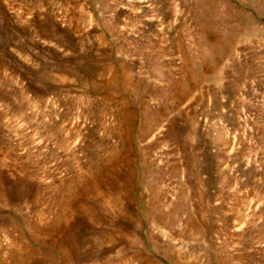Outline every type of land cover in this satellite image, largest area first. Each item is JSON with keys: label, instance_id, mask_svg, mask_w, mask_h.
Here are the masks:
<instances>
[{"label": "rangeland", "instance_id": "obj_1", "mask_svg": "<svg viewBox=\"0 0 264 264\" xmlns=\"http://www.w3.org/2000/svg\"><path fill=\"white\" fill-rule=\"evenodd\" d=\"M136 1L0 0V264H264L260 232H231L264 224V0H185L184 17L182 0H141L156 2L145 26L124 10ZM159 122L170 154L160 172L140 143ZM221 128L228 145L213 141ZM175 167L187 168L186 187L178 169L167 178ZM157 177L170 197L151 196ZM152 216L171 223L168 238Z\"/></svg>", "mask_w": 264, "mask_h": 264}, {"label": "bare ground", "instance_id": "obj_2", "mask_svg": "<svg viewBox=\"0 0 264 264\" xmlns=\"http://www.w3.org/2000/svg\"><path fill=\"white\" fill-rule=\"evenodd\" d=\"M147 1H152L153 2V0H147ZM146 1V2H147ZM157 1V0H156ZM160 2H161V0H159ZM158 1V2H159ZM145 1H136V3L138 4H136L135 2V4L137 5V7L135 6V7H133L132 6V4L131 5H129L127 8L125 7V9L124 10H126V12H128L127 14H132L133 16H134V21L135 20H137L136 18H138V21H137V23H134L133 25H135V24H137V25H143V26H145L146 24H147V22H149V21H152L151 20V18H153V17H151V18H147L146 17V14H144V10L145 9H147L148 7H149V9L151 8V6L152 7H154V5H156V2L155 3H153V4H151V3H149V4H151V5H147V3H146ZM163 2H165V3H168L166 0H163ZM177 3V2H176ZM158 4H162V2L161 3H158ZM164 4V3H163ZM166 5L167 4H165L164 6H165V8H166ZM98 6V5H97ZM130 6H132V8H129ZM148 6V7H147ZM160 6V5H159ZM159 6H158V8H159ZM161 7V6H160ZM186 1L185 0H182V3L180 4V6L178 7L177 6V9L175 8V12H176V14L175 15H182V13L184 12V9H186V8H188V6L186 7ZM157 8V7H156ZM155 8V9H156ZM167 8H169V5L167 6ZM190 9H191V7H189ZM188 8V9H189ZM152 9V8H151ZM154 9V10H155ZM160 9V8H159ZM174 9V8H173ZM196 9V8H195ZM154 10H153V12H152V15H153V13H154ZM131 11H132V13H131ZM150 11H152V10H150ZM161 11V10H160ZM190 10H188V12H189ZM191 11H193V10H191ZM130 12V13H129ZM164 12V11H163ZM162 12V13H163ZM174 12V13H175ZM186 12H187V9H186ZM199 12V11H198ZM155 13H159V12H157V10L155 11ZM161 13V12H160ZM161 13V14H162ZM194 13V12H193ZM197 13V12H196ZM122 14H124V13H122ZM161 14H159V16L161 15ZM164 14V13H163ZM170 13H168V15H169ZM200 14V13H199ZM246 14V13H245ZM167 15V16H168ZM132 16V17H133ZM158 16V15H157ZM157 16L155 17V18H157ZM183 16V15H182ZM191 16V15H190ZM193 16V15H192ZM197 16H198V14H197ZM205 16V15H204ZM136 17V18H135ZM166 17V16H165ZM184 17V16H183ZM196 17V16H195ZM154 18V19H155ZM193 18V17H192ZM91 20V16H90V18H89V21ZM157 20V19H156ZM188 20V19H187ZM191 20V19H190ZM192 20H194V18L192 19ZM199 20H201V19H199ZM184 21H186V20H184ZM194 21H196V20H194ZM249 21H247V23H248ZM139 23V24H138ZM197 24V23H196ZM132 25V26H133ZM199 25V24H198ZM201 25V24H200ZM250 25V24H249ZM255 25V24H254ZM134 27V31H133V33L134 34H136L135 32H138V31H135V30H137L138 28H137V26H133ZM135 27L137 28V29H135ZM199 27V26H198ZM204 26H202L201 28H203ZM249 27H251V26H248V28ZM256 28V27H255ZM254 29V28H253ZM130 30V29H129ZM252 30V28H250V30L248 29V31L247 32H250ZM141 31H142V28H141ZM255 31V30H254ZM254 31L252 30L251 32H250V34H254ZM132 32V31H131ZM140 32V31H139ZM202 32H204V30L202 31ZM247 32L244 34L245 35V37L247 36ZM243 33V32H242ZM133 34V35H134ZM223 34V33H222ZM236 34V33H235ZM252 34V35H253ZM227 36H229V34H226ZM234 35V34H233ZM254 36H255V34H254ZM232 37V36H231ZM226 39H228V38H226ZM232 39H234V38H232ZM218 40V39H217ZM223 40V39H222ZM221 40V41H222ZM229 40V39H228ZM179 41V40H178ZM209 41V40H208ZM181 41H179V43H180ZM164 43V42H163ZM176 43V42H175ZM228 43L230 44V42L229 41H226L225 42V45H228ZM176 44H178V43H176ZM222 44V43H221ZM220 44V45H221ZM181 45H182V43H181ZM180 44L178 45L179 46V48H177L178 46L176 45V53H179V52H181V50H184V48L182 49V47H180L181 46ZM231 45V44H230ZM222 46V45H221ZM229 46V45H228ZM210 47V46H209ZM145 48V47H144ZM141 49V48H140ZM147 49V48H146ZM177 49H179V50H177ZM142 50H144V49H142ZM147 51V50H146ZM126 53V52H125ZM124 53V54H125ZM148 53H149V50H148ZM183 53H184V51H183ZM182 53V55L185 57V54H183ZM124 54H122L123 55V57H124ZM126 55V54H125ZM128 55V54H127ZM126 55V59H127V57H129V56H127ZM176 54H174V56H175ZM182 55H180L179 57L183 60V62H184V60L188 63V59L186 60V59H184V57L182 56ZM149 56V55H148ZM170 56H173V55H170ZM169 56V57H170ZM176 57H178V54H177V56ZM206 57V56H205ZM189 58V57H188ZM171 59V58H170ZM175 59V58H174ZM133 60V59H132ZM167 60H169V59H167ZM172 60V59H171ZM179 60V59H178ZM191 59H189V61H190ZM169 62V61H168ZM167 62V63H168ZM177 62H179V61H177ZM181 62V61H180ZM210 62V61H209ZM211 62H213V63H215L213 60H211ZM211 62H210V64H211ZM171 63V62H170ZM187 63H185L186 65H189V64H187ZM169 64V63H168ZM184 63H182L181 62V64H179V67H180V65H181V67L179 68L177 65H174V66H177V68L178 69H180L181 71H183V69H184V65H183ZM192 64V63H191ZM126 65V64H125ZM155 65H157V63L155 64ZM215 65V64H214ZM190 66V65H189ZM188 66V67H189ZM188 67L186 68L187 69V71H188ZM215 67V66H214ZM131 68V67H130ZM122 69H125V68H123V65H122ZM186 69H184L185 70V72H186ZM128 70V71H127ZM132 70V69H131ZM189 70H192V69H189ZM193 70H195V69H193ZM218 70V69H217ZM126 71V72H125ZM125 71H123L122 70V73L126 76L127 74H129V72H130V70H129V68H126L125 69ZM198 71V70H197ZM176 72V71H175ZM189 72V71H188ZM194 72V74L195 73H197L196 71H193ZM127 73V74H126ZM131 73V72H130ZM172 73V72H171ZM170 73V74H171ZM178 73H180V71L178 72ZM190 73V72H189ZM189 73H188V75H189ZM201 73V72H200ZM221 73V72H220ZM169 74V73H168ZM181 74L183 75L184 74V71H183V73L181 72ZM222 74V73H221ZM146 75V74H145ZM148 75V74H147ZM150 75V74H149ZM154 75V74H153ZM179 75V74H178ZM196 75V74H195ZM199 75H201V74H199ZM124 76V77H125ZM128 76H130V75H128ZM155 76V75H154ZM158 76V75H157ZM160 76H161V74H160ZM167 76V75H166ZM180 76V75H179ZM191 75H189V77H190ZM193 76V75H192ZM148 76H144V78H147ZM170 77V76H169ZM183 77H184V75H183ZM188 77V78H189ZM194 77V76H193ZM123 78V77H122ZM156 78V77H155ZM160 78V77H159ZM162 78V77H161ZM181 78H182V76H181ZM187 78V77H186ZM185 78V79H186ZM187 78V79H188ZM219 79H220V77H218ZM128 79V78H127ZM126 79V80H127ZM129 79H130V77H129ZM129 79H128V81H129ZM132 79V78H131ZM154 78H152V80H153ZM166 79V78H165ZM165 79H154V81H153V83H154V85L152 84V86H154L153 88H156V89H158L157 91H161L162 89H160V88H164L166 85H165V81L167 80H165ZM196 79H197V77H196ZM195 79V80H196ZM200 79V78H199ZM124 80V79H123ZM125 80V81H126ZM165 80V81H164ZM176 80V79H175ZM192 80V79H191ZM201 80V79H200ZM125 81H123L124 82V84H125ZM146 81H148V78H147V80ZM151 81V80H150ZM173 81H174V79H173ZM216 81H218V79H217V77H216ZM127 82V81H126ZM129 82H131V81H129ZM152 82V81H151ZM166 82H168V81H166ZM189 82V81H188ZM198 82V81H197ZM136 83V82H135ZM176 81H175V85H176ZM191 83H192V81H191ZM129 83H127V85H128ZM130 84H134L133 82L132 83H130ZM138 84V83H137ZM140 84V83H139ZM171 84V83H170ZM136 85V84H135ZM135 85H133V86H135ZM145 85H147V83L145 84ZM145 85H143V86H145ZM172 86L171 87H173V85H174V83H172L171 84ZM174 85V86H175ZM132 86V87H133ZM151 86V87H152ZM162 86V87H161ZM128 87V86H127ZM160 87V88H159ZM167 87V86H166ZM176 87V86H175ZM126 88V87H125ZM129 88V87H128ZM127 88V89H128ZM136 88V87H135ZM145 88H146V86H145ZM144 88V89H145ZM149 88V86L147 87V89ZM174 88V87H173ZM168 89H169V87H168ZM138 90H139V88H138ZM137 90V91H138ZM142 90H143V88H142ZM152 90V89H151ZM164 90H165V88H164ZM174 90V92L172 91V93H175L177 96H179V94H183L184 92V94L183 95H181V97L182 96H184V95H186V94H188V93H186V89H184L183 90V88H181V87H176V89H173ZM129 91V90H128ZM131 91H132V88H131ZM150 91V90H149ZM154 91V93H156L155 91L156 90H153ZM166 91V90H165ZM130 92V91H129ZM135 91H133V93H134ZM143 92H145V91H143ZM163 90L161 91V96L163 95ZM189 92V91H188ZM128 93V92H127ZM153 92H151V94H152ZM160 93V92H159ZM158 93V95H156V96H159L160 94ZM165 93V92H164ZM17 94V93H16ZM130 94H131V92H130ZM139 94V93H138ZM151 94H148L149 96L151 95ZM23 95V94H22ZM168 95H169V92H168ZM173 95V94H172ZM25 96V95H24ZM23 96V97H24ZM148 96V97H149ZM153 96V95H152ZM150 97V98H154L155 97V95H154V97ZM27 97V96H26ZM30 97V96H29ZM35 97V96H34ZM129 97V96H128ZM165 97V96H164ZM25 98V97H24ZM150 98H148V99H150ZM160 98V97H159ZM158 98V99H159ZM163 98V97H162ZM178 98V97H177ZM21 99V98H20ZM19 99V100H20ZM29 99V98H28ZM124 99V98H123ZM155 99H156V97H155ZM155 99H154V101H155ZM158 99H156V101L158 100ZM126 100V99H125ZM151 100V99H150ZM149 100V101H150ZM21 101H22V99H21ZM152 101V100H151ZM161 101V100H160ZM29 102L30 103H28L27 102V100L25 99V102L24 103H28V104H34V106H35V103L37 102V104L39 103V101H36V98H32V99H29ZM125 103V102H124ZM155 103V102H154ZM157 103V102H156ZM7 104V103H6ZM27 104V105H28ZM122 104H123V102H122ZM150 104H151V102H150ZM124 105L126 106L127 104H123V107H124ZM33 106V107H34ZM147 108V107H146ZM127 109V108H126ZM145 109V108H144ZM148 109H150L149 107H148ZM147 109V110H148ZM122 110V109H121ZM129 111H130V109H128ZM146 110V111H147ZM125 111V110H124ZM146 111L144 112V110H143V113H145L146 114ZM121 113V117L120 118H122V124L120 125L119 123H118V130L121 128V131H120V133L122 132V143H123V147L125 148V153H126V155H129V146H128V143L127 142H130V139H129V131H130V121H129V112H120ZM117 114H118V112H117ZM147 114H149L148 112H147ZM146 114V115H147ZM115 115V114H114ZM144 115V114H143ZM146 115H144V116H146ZM150 115H151V113H150ZM143 116V117H144ZM153 116H154V113H153ZM130 117H131V115H130ZM140 117H142V114H141V116ZM116 118V117H115ZM150 118V117H149ZM148 118V119H149ZM130 119H132V118H130ZM140 120H142V118L140 119ZM154 120V119H153ZM156 121V120H155ZM160 122H161V120H159ZM130 122V123H129ZM159 122V125L157 124H155V125H151V127L149 128V129H147V128H145V129H143V130H141L142 132H141V134H140V136L143 138H141L142 140L140 141V143H142L143 141H145L144 143L145 144H149L148 146L150 147H148V148H143L142 149V160H143V162H145L146 161V158H150V161H151V164L160 172V169H162L161 168V166H163L164 168H165V166H168V165H165L164 163H165V161H166V159H168L167 157L170 155L169 153H168V144H167V141H166V138H165V135H167V134H165V131H167V128H165L166 127V125L163 123V125H160L161 123ZM158 123V122H157ZM140 124H142L141 123V121H140ZM150 124H152V123H150ZM143 125V124H142ZM146 126V125H145ZM149 127V126H148ZM55 128H57V127H55ZM141 128H143V126L141 127ZM49 129V128H48ZM140 129V128H139ZM56 130V132H57V129H55ZM55 130H54V128L53 129H50V132H49V134L50 135H55ZM216 131V130H215ZM215 131H214V133H215ZM136 132H138V131H136ZM135 132V133H136ZM145 134H147L146 135V137L144 138L143 136L145 135ZM138 135V134H137ZM169 135V134H168ZM140 136H138V137H140ZM213 137H215V139H213V141H215L216 143H218V145L219 144H221V146H223V145H228V144H230L229 143V141H228V137H227V134H226V132H225V130H224V128H221L220 130L218 129L217 131H216V134L215 135H213ZM128 139H129V141H128ZM140 139V138H139ZM231 140V139H230ZM234 140V139H233ZM237 142H239V141H237ZM237 142L236 141H231V145L234 147V146H236V144H237ZM139 143V144H140ZM144 143H142V144H144ZM175 143V142H174ZM144 144V146H146ZM177 144V143H176ZM178 145V144H177ZM180 145V144H179ZM142 146V145H141ZM143 146V147H144ZM216 146V145H215ZM178 148V147H177ZM230 148V147H229ZM149 149H150V151H149ZM179 149H180V147H179ZM178 150V149H177ZM218 150V149H217ZM219 151H220V149H219ZM111 152V151H110ZM176 154V153H175ZM112 155H114V153L112 154ZM147 155V156H146ZM122 156H124V155H122ZM149 156V157H148ZM176 156H178V154L176 155ZM181 156H182V154H181ZM218 156H220V155H218ZM222 156V155H221ZM220 156V159H222V157ZM113 157V156H112ZM117 157V156H116ZM125 157V156H124ZM129 157V156H128ZM179 158V157H178ZM219 158V157H218ZM109 159H111L110 157H109ZM170 160V159H169ZM219 160V159H218ZM176 161V160H175ZM179 161V160H178ZM167 162V161H166ZM173 162V161H172ZM221 162V161H220ZM171 163V162H170ZM181 163V162H180ZM219 163V162H218ZM250 163V162H249ZM252 163V162H251ZM175 164V163H174ZM183 165V164H182ZM130 166V165H129ZM170 166V165H169ZM172 166V165H171ZM170 166V167H171ZM188 166V165H187ZM222 167V166H221ZM221 167H219V168H221ZM98 167H96L95 168V173L97 172L96 171V169H97ZM163 168V169H164ZM176 168V167H175ZM194 168V167H193ZM218 168V169H219ZM179 170V175L177 176V175H175V173L177 172L176 170ZM258 169V168H257ZM167 167H166V169H164V172L166 173L167 171ZM169 170V169H168ZM255 170V169H254ZM99 171V170H98ZM196 171V170H195ZM220 172V177H221V179L222 178H225V173L224 172H222V171H219ZM86 173V172H85ZM94 173V174H95ZM162 173V172H161ZM144 174V173H143ZM143 174H141V175H143ZM164 174V173H163ZM168 176H167V178H173L174 176H177L178 177V179H179V182H180V184H181V187L182 186H185L186 187V185H185V183L187 182V180L189 181V179L187 178V168L186 167H180V168H176L175 169V172H174V170L173 169H171V171H168ZM190 174H192L191 172H190ZM199 174V173H198ZM96 175H97V173H96ZM203 175V174H202ZM157 176V175H156ZM155 176V177H156ZM164 176V175H163ZM95 177V176H94ZM166 178V179H167ZM195 178V179H194ZM228 178V177H227ZM234 179V178H233ZM193 180H195V183H196V188L198 187V189H202L201 188V184H202V178L200 177V176H198V175H196L195 177L193 176ZM223 180V179H222ZM90 181V180H89ZM127 182V181H126ZM155 186H154V188H152V189H150V193H151V196H153L154 198L155 197H157V194H158V189H160V191H161V193L162 194H164V197H165V194H167L166 193V190L165 191H163V182L162 181H160V177H159V179H158V177L155 179ZM153 183V184H154ZM177 183V182H176ZM145 188V187H144ZM143 188V189H144ZM165 188V187H164ZM147 189V188H146ZM182 189V188H181ZM180 189V190H181ZM187 189V188H186ZM148 190V189H147ZM170 190H168V192H169ZM145 192H146V190H144L143 191V193H142V200L143 201H145ZM175 192H176V190H175ZM175 192H173L172 191V193H173V195L175 194ZM198 192V191H197ZM187 193V192H186ZM185 193V194H186ZM198 193H200V192H198ZM167 196H169V194H167ZM196 196H198V194H196ZM201 196V195H200ZM206 196V195H205ZM170 197V196H169ZM174 197V196H173ZM176 198V197H175ZM172 199V198H171ZM174 199V198H173ZM182 199H184L183 197H182ZM186 200V199H185ZM199 200V199H198ZM217 200H215V202H216ZM106 202L107 203H109V200L107 199L106 200ZM146 202V201H145ZM145 202H142L144 205H145ZM213 203V202H212ZM259 205V204H258ZM257 205V206H258ZM170 207V206H169ZM261 207V206H260ZM263 207V206H262ZM82 210H83V208H81ZM156 209V208H155ZM262 210V209H261ZM156 211V210H155ZM174 211V210H173ZM149 212V211H148ZM151 214V213H150ZM175 214V213H174ZM178 214V213H177ZM172 215V214H171ZM150 217H151V215H150ZM153 217V216H152ZM182 217V216H181ZM180 217V219H182V222H187V220L186 221H183V218H181ZM185 218H187L188 219V217H185ZM152 219V218H151ZM179 220V219H178ZM189 220H191V219H189ZM150 221V220H149ZM175 222V221H174ZM179 222V221H178ZM181 222V221H180ZM181 222V223H182ZM189 222V221H188ZM244 223H242V224H236L233 228H231L232 229V235L233 236H236V237H242L243 235L245 236V234H247V233H253L252 235L251 234H249L250 235V238L252 237V236H254V237H256V235H257V237L256 238H258V236H259V234H260V236L259 237H261L262 239H260L259 238V241L262 243V244H264V233H263V235L261 234V231H260V229H259V227L258 226H256L255 228H254V226H253V224H252V226H251V222H255V221H243ZM248 222V223H247ZM191 223H193L192 221H191ZM258 223H259V220H258ZM261 223V222H260ZM260 223L258 224V225H260ZM150 224V223H149ZM174 224V223H173ZM194 224V223H193ZM255 224V223H254ZM263 223H261V225H262ZM171 225V223L170 222H167V221H163L161 218H159V217H153V219L151 220V224H150V226L152 227V229H160V232L163 234L162 236H165L166 238H168V235L166 234V232H165V228H167V227H169ZM186 225H188V224H186ZM179 226V225H178ZM183 226H184V224H183ZM189 226V225H188ZM184 227H186V226H184ZM253 227V228H252ZM262 227V226H261ZM188 228V227H187ZM191 228V227H190ZM263 229H264V224H263V227H262ZM253 229H255V232H260L259 234H256L255 235V232L253 231V232H251ZM263 229H261V230H263ZM198 231H199V227H198V229H197ZM189 231V230H188ZM192 231V230H191ZM197 231V232H198ZM264 231V230H263ZM190 232V231H189ZM194 232V231H193ZM195 232H196V230H195ZM201 233V232H200ZM196 234V233H195ZM263 237H262V236ZM201 236V235H200ZM164 237V238H165ZM247 237V236H246ZM243 238V237H242ZM255 238V242L256 241H258L257 239ZM240 239V238H239ZM258 241V242H259ZM258 242H256V243H258ZM259 242V243H260ZM256 243H255V246H256ZM258 243V244H259ZM260 243V244H261ZM251 244H253V246H254V242L253 243H251ZM259 244V245H260ZM16 246V243H15V241L13 240V239H11L10 241H9V247H15ZM263 247H264V245H262ZM258 248H260V247H258ZM178 251V250H177ZM180 251V250H179ZM176 253V252H175ZM179 255H178V257L180 258V252L178 253ZM191 257V255H188V257ZM177 257V256H176Z\"/></svg>", "mask_w": 264, "mask_h": 264}]
</instances>
